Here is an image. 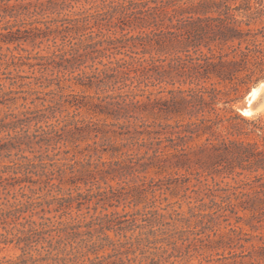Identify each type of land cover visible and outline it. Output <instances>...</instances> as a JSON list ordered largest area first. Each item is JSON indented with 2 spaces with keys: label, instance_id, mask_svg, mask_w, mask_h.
Listing matches in <instances>:
<instances>
[{
  "label": "trees",
  "instance_id": "1",
  "mask_svg": "<svg viewBox=\"0 0 264 264\" xmlns=\"http://www.w3.org/2000/svg\"><path fill=\"white\" fill-rule=\"evenodd\" d=\"M94 1L0 0V192L20 193L0 211V245L23 251L0 264H193L209 252L264 264V120L235 107L264 84V0H102L74 11ZM24 44L46 49L15 53ZM74 86L97 95L65 93ZM81 110L118 121L119 132ZM147 112L175 123L138 124ZM100 134L148 136L152 165L188 172L175 185L196 180L189 215L168 213L155 194L143 210L119 212L125 196L100 182L117 170L102 155L118 150H100ZM84 207L96 216L63 223ZM231 217L237 225L222 231L218 220Z\"/></svg>",
  "mask_w": 264,
  "mask_h": 264
},
{
  "label": "rangeland",
  "instance_id": "2",
  "mask_svg": "<svg viewBox=\"0 0 264 264\" xmlns=\"http://www.w3.org/2000/svg\"><path fill=\"white\" fill-rule=\"evenodd\" d=\"M102 5V0H95L93 4H86V3H80L77 5V7L74 9V11L80 10V8H91L92 6H100ZM5 21H1L0 17V26H3ZM16 44H13L10 46L11 50L15 49ZM3 48H0V51L8 52V46L3 45ZM22 48L25 50H28L29 52H33L35 54L36 52L46 49V46H43L42 49H35L33 51V46L30 44H24L19 50L15 51V53H22L26 54V52L22 51ZM47 51H44L46 53ZM16 73V72H14ZM22 75H32L31 72H28L27 70L25 72H21ZM36 75H40L39 73H36ZM4 78V76L2 75ZM19 82H23L21 79H18ZM25 82H29V80H25ZM260 86V85H259ZM258 87V86H257ZM255 87V88H257ZM14 89L19 90V86H10V81L6 83V90L8 89ZM172 86H169L168 89H171ZM186 88V87H185ZM24 89H28V87H24ZM160 88L158 87L157 91ZM254 88L250 90L249 93L246 94L245 98L240 101L235 107L236 109L243 114V111H246L249 113V115H245L249 118H262L264 120V87L261 89V91L256 96H251V92ZM152 90V89H151ZM80 93V94H86V95H97L95 91H85L79 87L74 86L72 89H65V93L70 92ZM102 95V93H99ZM21 96V95H19ZM172 95L169 93H160L155 96H153V99L157 100H164L166 98H170ZM23 101H19L16 105L11 106L12 109H15L16 107L20 106ZM158 106V105H157ZM7 109V108H5ZM71 113H73V110H70ZM79 119H85L89 121H93L95 123H98V128L102 129L104 128L106 131L114 132L117 130L116 127L111 126L112 124L117 123L118 121L107 118L104 116H100L94 113H88L86 110H81L78 116ZM170 117H167L166 114H158L155 112L154 114L145 113L139 115V119L137 120L138 124H153V125H160L165 123L174 124L175 119H169ZM134 122V120H132ZM106 124V126H104ZM156 129H160L158 126H156ZM145 130L144 128H139V131ZM148 130H154L153 127L149 128ZM118 131V130H117ZM133 131V129H132ZM119 132V131H118ZM162 140L165 139V136L161 137ZM99 143L98 148L102 150L103 148H107L108 150H111V148L116 147V150H118V154L115 156H111L109 154L102 155L104 161H112L111 164H109L107 167H113L116 170V172L112 173L113 175H108V184H105L102 179H100V182L102 184V187L112 190V192L116 193V195L125 196L121 201V205L117 210L119 212H135L138 210H143L144 207L149 203L150 199L153 198L154 194L156 195L157 199L159 201L157 202V205L162 208H168V213H174V210H177V213H180L183 216L189 215L188 209L189 205L188 202L192 201L194 202L193 205H195V199L194 197L196 194H194L191 190L194 188L192 185L196 183V180L192 179L193 181L191 183H185V185L176 186V178L183 177L187 178L189 177V173L186 171H180L179 173L176 172H161V170L157 167L152 165L153 163L158 162V157H156L155 152L153 150H149L146 147H141L142 143L144 141H151L148 136H139L136 138H130V137H114L113 135H107L100 134L99 137L96 139ZM86 144L94 145L93 140H88V142L84 143L83 146ZM117 160H120L117 161ZM8 162V161H7ZM144 168H148L146 171ZM114 178V179H112ZM185 178V179H186ZM184 180V179H183ZM137 185L144 186L148 190L146 194L142 196L141 199H135L138 197V195L133 190ZM187 187H190V190H186ZM71 188L70 186H67L65 189L68 190ZM96 190V188H95ZM82 191H86V188L83 187ZM155 192V193H154ZM26 193H30V191L26 190ZM134 193V197L132 194ZM17 194L19 195V199H16L13 194H9L7 191L0 192V211L1 210H9L12 207L18 205L20 202V193L17 191ZM127 194L131 195V197H127ZM193 196L192 199H186L184 196ZM137 196V197H136ZM138 201L140 204L138 206H134V202ZM116 203V201H113ZM181 204V205H180ZM104 205V204H103ZM105 206H108V204H105ZM180 206H182L180 208ZM99 210H103L101 207ZM113 209L110 208L109 211L111 212ZM166 212V211H165ZM56 214V213H55ZM100 214L99 212L97 215ZM54 215V214H53ZM96 214L94 213V210H91V212L84 207L83 211L81 212H73L71 216L65 217L62 219L64 224L78 222V221H90L92 219V216ZM36 220H39L38 217H35ZM196 218L192 219V225L191 227H195ZM55 224H57L58 220H54ZM220 224V229L222 231H227L230 228L229 222L236 226V219L235 217H231L229 221H226L225 218H220L218 220ZM184 229H188V227H184ZM199 229H201L199 227ZM1 230H3L1 228ZM246 230H249L246 228ZM207 232V231H206ZM209 232V231H208ZM212 234V233H211ZM112 237L114 235L112 234ZM42 247V245H39L37 248ZM237 253H241V249H235ZM45 254V251L40 250L36 252L34 250L33 254L35 257H38L39 254ZM23 254V251L16 247L14 244L9 246L0 245V261H14L16 258ZM221 254H223L221 252ZM228 256L229 253L224 252V256ZM203 258H207V261H204L203 264H232L235 263V259H227V260H221L217 262V258H220V256L216 252H209L204 254L203 256H200L199 259L202 260ZM199 259H194L193 264H199ZM213 259V261L208 262V260ZM239 262L240 259H237ZM247 264H250L248 262V259H246ZM239 264V263H238Z\"/></svg>",
  "mask_w": 264,
  "mask_h": 264
},
{
  "label": "bare ground",
  "instance_id": "3",
  "mask_svg": "<svg viewBox=\"0 0 264 264\" xmlns=\"http://www.w3.org/2000/svg\"><path fill=\"white\" fill-rule=\"evenodd\" d=\"M263 87H264V84H262V85L259 86L258 88L253 89L252 92H251V96H256V95L261 91V89H262ZM243 114H245V115H249V113L246 112V111H243Z\"/></svg>",
  "mask_w": 264,
  "mask_h": 264
}]
</instances>
